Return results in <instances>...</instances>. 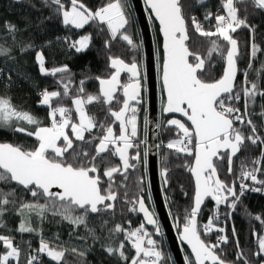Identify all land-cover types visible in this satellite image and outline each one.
<instances>
[{
    "label": "snow or ice",
    "instance_id": "snow-or-ice-1",
    "mask_svg": "<svg viewBox=\"0 0 264 264\" xmlns=\"http://www.w3.org/2000/svg\"><path fill=\"white\" fill-rule=\"evenodd\" d=\"M196 2L203 5L205 0ZM43 3L49 8L55 6L53 11L62 18L65 26L82 29L90 22L106 26L110 33L104 42L106 49L110 50L112 42L117 38L126 42L132 50H138L140 47L126 30L130 21L125 0H106V3L95 11L87 7L83 0H67V3L65 0H43ZM144 3L150 13L154 14L155 20L159 21L163 35L161 82L166 93L163 112L181 114L190 122L189 126L178 118L166 121L167 126L175 128L177 135V139L170 140L166 148L194 157L192 164L186 166L194 177L192 205L185 209L183 224L181 225L180 218L176 217L175 225L180 240L190 246L194 255V258L186 256V259L188 264H234L222 258V246L229 242V237L225 227L220 226V217H231L238 206L243 207L241 198L247 191L264 192V179L258 178V174L264 171L261 167L264 164V136L260 135L264 127L258 128L253 120L255 113L250 112L257 104L258 97L264 100V86L261 84L264 62L254 69L256 78L249 79V70L253 69L258 54L264 53V49L255 42V26L248 24L247 18H241L238 14L240 9L236 4H242L244 0H223L224 14L207 12L204 19L209 22L208 29L195 16L186 18L182 0H144ZM253 3L264 9V0H253ZM213 19L215 23L211 24ZM190 25L196 34L208 39L209 46L203 54L189 47ZM241 28L250 31L246 53L249 60L245 69L239 66L242 53L240 43L233 35ZM5 29L13 38L18 31L17 26L11 22L6 23ZM64 39L68 40L67 37ZM91 39L90 35H84L75 41L68 40V46L76 52H83L88 49ZM32 47V44H28L19 50L26 52ZM9 52L10 49L0 46V55L7 56ZM214 56L224 65L222 75L218 79H205L206 75H210V69L215 67ZM35 59L40 72L45 75H69H62L60 78L62 92L44 90L41 93L40 104L49 108L48 126L42 125L31 113L18 110L11 98L0 96V127H11L13 124L25 122L26 125L34 126V129L29 131L27 127H14L13 130L34 136L37 141V146L31 150L11 143H0V182H14L37 198L35 202L19 204L18 211L25 219L21 221L18 231H37L31 226V215L35 213L43 221L50 212L53 216L68 221L74 228L83 225L96 242L100 237L96 235L94 228L88 227L89 216L95 214L100 218L99 226L107 231L109 243H102L101 248L108 256L118 258L122 264H167L161 243L154 238L155 234L163 236L164 233L156 213L146 202V178L143 175L136 178L138 193L133 198H128L127 191L130 172L138 170V165L142 161L146 162L147 157V150L143 154L140 151L141 144L147 145V136L145 135L143 140L139 139L138 119L140 106L144 102L146 68L142 67L135 56L129 62L110 56V74L107 77H94L99 84L98 94L87 93L84 88L85 80L80 81L72 101L78 114V120L74 121L73 109L61 106L63 97L70 95V69L66 65L51 70L46 68L43 50L36 54ZM123 73L128 74V79L122 83ZM0 74H4L2 68ZM241 74L243 80L238 85L237 77ZM7 77L11 82V73H8ZM65 80L67 82H64ZM54 100L57 101L56 106L53 105ZM241 101L244 105L243 112L237 106ZM93 103L104 106L107 113L105 120L110 119L111 123L98 121L94 115L89 114L87 106ZM114 103L119 105L118 109L112 108ZM259 107L261 111L258 115L264 125V103ZM159 127L157 124V128ZM243 127L248 128L247 135ZM94 129H99L100 134L94 135ZM86 133L89 134L87 138ZM84 145H94L91 153ZM249 145L259 149V156L250 163L247 159L240 160L236 180L230 183L222 180L218 164L226 161L227 173L232 175L234 159L238 158V154L247 151ZM156 147L159 148L160 145ZM109 157H117L120 164L110 165ZM98 161L105 164L103 177L107 178V184L103 191ZM168 173L167 167L161 168L160 175L165 184L168 183ZM117 175L122 178L119 183L116 182ZM121 188L124 189L123 201L130 205L127 211L143 214V222L134 228L122 224L108 228V220L103 219L105 215L111 218L115 214ZM14 196L15 189L10 192L0 189V227L4 226L2 217L8 210L6 206L16 203L14 198H10ZM209 198L214 201V207L207 222L200 225L198 216ZM40 199L44 202L40 203ZM222 205L228 209L226 213H221ZM245 214L258 221L264 229V219L261 215H253L246 208ZM128 224H131V221H128ZM146 225L154 226V230L149 231ZM202 233L219 235L213 243L202 238ZM121 234L125 239H119ZM232 235L236 243L237 261L243 260L244 264H250L239 247V237L234 224ZM253 236L258 246L254 255L264 256V234L253 232ZM125 240L129 241L131 248L135 250L134 255L126 254ZM0 242L6 249L0 254V264H12V261L18 264L21 250L14 245L12 238L0 235ZM90 249L91 246L84 250L72 247L70 251L80 258L81 264H86L85 257ZM217 249H220L219 253ZM68 251L69 249L62 246L54 247L41 238L37 254H31L26 264H42L39 253L46 254L60 264Z\"/></svg>",
    "mask_w": 264,
    "mask_h": 264
},
{
    "label": "trees",
    "instance_id": "trees-1",
    "mask_svg": "<svg viewBox=\"0 0 264 264\" xmlns=\"http://www.w3.org/2000/svg\"><path fill=\"white\" fill-rule=\"evenodd\" d=\"M125 2L126 5H128V7H126V12L130 21L126 29L127 33L132 35L133 39L140 45L141 40L132 9L127 0H125ZM65 3H67V0H65ZM83 3L95 11L103 6L106 0H83ZM182 3L184 5L186 18L195 16L206 29L210 27L209 22H206L204 19L207 12H212L214 14H222L224 12L222 8L223 0H205L203 5L198 4L196 0H182ZM54 7L55 6H53V8ZM236 7L240 9L238 13L239 16L241 18L246 17L247 23L255 26V42L264 49V10L255 6L253 0H244V3L236 4ZM53 8L45 6L43 0H19V2H14L13 0H0V46L10 49L7 56L0 55V68L4 70V74L0 75V96L11 98L13 105L17 107L18 110L31 113L37 117L44 126L50 125L48 117L49 108L40 104V100L42 99L41 93L44 90L62 92L63 85L59 83L60 78L62 75L66 76L69 74L58 73L56 76H51L41 73L35 59L39 51L43 50L45 67L49 70L54 67H62L65 65L70 69L72 81L70 95L63 97L61 106L73 109L74 121L77 119V116L72 101L81 80H85L84 88L87 93L98 94L99 85L94 77H107L110 74L112 71L109 67L110 56L122 58L126 62L131 61L135 56L137 61L142 63L141 45L138 50H132L126 42L117 38V40L112 42L110 50L106 49L104 42L110 36L106 26L98 25L97 22H90L82 29L75 28L74 26H65L62 23V18L54 13ZM8 22L17 26L18 31L15 33L14 38L5 29V25ZM214 23L215 20L213 19L211 24ZM84 34H88L92 37L90 45L85 52H76L74 48L68 46V40L75 41L79 36ZM233 35L234 38L238 39L242 53L239 66L241 69H245L249 60L246 53L250 40V31L247 28H241ZM189 36L190 40L188 43L190 49L199 51L203 54L209 46L208 39L196 34L191 25L189 26ZM65 37H67L68 40H65ZM157 41L159 46H161V39L159 36ZM28 44H32L33 47L26 52L19 50L20 47H26ZM92 58H94L97 63L98 74L91 72L90 61H92ZM213 62L215 63V67L210 69V75H206L204 77L205 79H218L222 75L223 63L215 56ZM261 62H264V53L258 54V59L254 62L253 69L249 70L250 80L256 78L254 69L258 68ZM8 73H11V82L8 80ZM22 74H26V76ZM89 77H91V79H86ZM127 79L128 76L124 75L122 77V83L127 82ZM242 80L243 75H238L237 84L239 85ZM64 82H67V80ZM261 84L264 86V73L261 75ZM119 95L122 97L121 93ZM261 103H264V100L258 97L257 104L250 109V112L255 113V115H253V120L257 123L258 128L264 127L261 123V117L258 115L261 111L259 107ZM56 104L57 101L54 100L53 105L56 106ZM237 106L240 107L241 112L244 111L243 101ZM112 108L118 109L119 105L114 103ZM87 110L89 114L94 115L98 121H102L106 124L111 123L110 119L105 120L107 113L103 105L93 103L87 106ZM14 127H27L29 131L34 129V126L26 125L25 122H20L18 125L13 124L11 127H0V142L11 143L26 150H31L37 146V141L34 136H28L25 133L14 131ZM243 131L245 135L249 132L247 127H243ZM93 134L99 135L100 130L94 129ZM260 135L264 136V130L260 131ZM88 136L89 134L86 133V138ZM160 138L161 141L165 143L161 146V167H167L169 169L168 183L165 186L167 201L173 217L175 219L179 217L182 225L185 209H189L192 205L194 181L186 166L192 164L194 157L178 154L175 150L166 148V144L170 140L177 139L174 127H169L164 124L161 129ZM84 147L91 153V149L94 145H84ZM259 154L258 148L249 145L247 151L238 154V158L234 159V171L232 175L227 173L226 161L223 164H218L221 179L229 183L236 180L239 175L240 160L247 159L250 163L251 160L255 159ZM70 162L75 163V161ZM108 163L112 166L117 165L114 157H109ZM98 165L101 169V178L103 181L101 189L103 191L107 184V178L103 177L105 164H100L98 161ZM261 167L264 168V164H262ZM258 178L264 179V171L258 174ZM119 180H121V177L117 175V183ZM130 181L131 179L129 178L127 184ZM247 183L251 184L252 182L247 181ZM255 186L259 187L260 185ZM0 189L4 192H10L12 189H15V196L10 198H14L16 203L6 206L8 210L5 211L2 217L4 226L0 227V235L12 238L15 246L20 248L21 256L18 264H26L31 254H37L36 250L40 246L41 238L45 239L54 247L62 246L69 249L65 254L64 261L60 262V264H81L80 258L73 254L70 249L76 247L79 250H84L89 246H91V249L85 257L86 264H122L118 258L108 256L101 248V244H107L109 240L106 229H102L99 226L100 218L95 214L89 216L88 227L94 228L96 235L100 237L96 242L93 241L83 225L79 228H74L68 221H63L59 216H53L50 212L43 221L33 213L30 217L31 226L36 228L37 231L31 233L20 232L18 231L19 225L21 221L25 219V216L19 213L18 206L22 202H35L37 198L32 197L29 192L13 182H0ZM237 191H239V181H237ZM120 192L121 197L116 201L115 214L112 215L111 218L105 215L103 219L108 220V228L113 227L115 224H122L125 227L134 228L142 223L143 220L138 213L127 211L130 205L126 204L122 199L124 189H120ZM185 193H187V195H185ZM128 198L130 199L129 196ZM241 199L243 207L238 206L236 212H234L231 217L226 218L225 215H221L220 217V226L225 227L226 234L229 237V242L222 246V258L226 261L234 262V264H244L243 260L237 261L236 259L237 249L232 235V227L234 224L236 234L239 237V247L243 250L250 264H262L264 256L258 257L254 255V253L258 251V246L253 232L264 234V229H262L258 221L251 219L245 214V208L253 215L259 214L262 219H264V192L247 191ZM43 202V199H40V203ZM213 207L214 202L207 200L199 214L198 223L200 225L207 222ZM220 211L221 213H226L228 209L226 206L222 205ZM128 221H131V224H128ZM217 235H219V233H212L210 235L202 233V238L214 243ZM80 237L87 238L81 240L79 239ZM154 238L161 243L162 249L166 254L167 264H172L164 238L157 237L156 235ZM119 239L125 238L121 234ZM125 249L127 255H134L135 250L131 248L130 242L127 240H125ZM4 251H6V249L2 242H0V252ZM217 251L219 253L220 249H217ZM39 256L42 264H57L56 261L51 260L44 253H39ZM12 264H17V262L12 261Z\"/></svg>",
    "mask_w": 264,
    "mask_h": 264
},
{
    "label": "water",
    "instance_id": "water-1",
    "mask_svg": "<svg viewBox=\"0 0 264 264\" xmlns=\"http://www.w3.org/2000/svg\"><path fill=\"white\" fill-rule=\"evenodd\" d=\"M19 2V0H13ZM132 13L138 28L141 46H142V67L146 68L147 78L144 81V92L147 104V175L149 193L152 199L153 211L156 213L163 230V238L170 253L172 264H188L186 259V251L191 253L190 246L186 242L181 241L176 228V219L173 217L169 203L165 193L164 178L160 175L161 172V144H160V116H177L185 120L189 125L190 122L181 114L164 113L161 106V98L166 101V93L163 90L161 82V71L159 72L158 66V46L157 38L161 39V52L163 61V35L160 31L159 21L155 20L154 14L150 13L144 0H128ZM264 10V9H263ZM151 17V18H150ZM157 29V32L156 30ZM158 34V35H157ZM128 75L127 73H123ZM238 80V77H237ZM99 85V84H98ZM4 143V142H0ZM160 145L159 148L156 146ZM193 177V176H192ZM194 181V177H193ZM14 183V182H13ZM56 190V189H54ZM207 200H211L210 198ZM206 200V201H207ZM205 201V203H206ZM212 201V200H211ZM214 202V201H212ZM203 208V206H202ZM202 211V209H201ZM140 214V213H139ZM143 219V214H140ZM199 222V216H198ZM148 228L154 229L152 225H146ZM157 237H161L158 233Z\"/></svg>",
    "mask_w": 264,
    "mask_h": 264
},
{
    "label": "flooded vegetation",
    "instance_id": "flooded-vegetation-1",
    "mask_svg": "<svg viewBox=\"0 0 264 264\" xmlns=\"http://www.w3.org/2000/svg\"><path fill=\"white\" fill-rule=\"evenodd\" d=\"M159 52H161V47L159 46ZM162 54V52H161ZM128 76V75H127ZM122 95V93H121ZM162 99V98H161ZM143 104L140 106V112L138 114V119H139V125H140V128H139V139L140 140H143L145 135H147V124H145V120L148 119V116H147V104H146V98H145V95H143ZM172 118H178V119H181L183 120L182 118H179L177 116H160V135H161V129L163 128V125L166 124V121L169 120V119H172ZM184 122H186L185 120H183ZM187 123V122H186ZM116 130H117V134H119V129H118V125L116 126ZM160 144L161 146L163 144H165L163 141H161V138H160ZM146 150V145L144 144H141V148H140V151L141 153L143 154V152ZM115 160H116V163L117 165L120 164V161L117 157H114ZM161 162V161H160ZM143 175L145 178H146V182H147V185H148V175H147V158H146V162L142 161L139 165H138V170H132L129 174V178L131 179V181L127 184V191H128V196L131 198H133L137 193H138V188H137V184H136V178ZM122 179V178H121ZM121 180L118 181V183L120 182ZM117 182V181H116ZM123 189V188H121ZM146 193H147V196H148V199H147V204L150 206L151 210L153 209L152 208V199H151V196H150V193H149V187L147 186L146 188ZM151 200V201H150ZM151 202V203H150ZM139 214V213H138ZM140 215V214H139ZM141 216V215H140ZM142 218V216H141ZM143 220V219H142ZM148 228V227H147ZM151 229V228H149ZM151 230H154V229H151ZM156 235V234H155ZM157 236V235H156ZM163 237V236H161Z\"/></svg>",
    "mask_w": 264,
    "mask_h": 264
},
{
    "label": "rangeland",
    "instance_id": "rangeland-1",
    "mask_svg": "<svg viewBox=\"0 0 264 264\" xmlns=\"http://www.w3.org/2000/svg\"><path fill=\"white\" fill-rule=\"evenodd\" d=\"M127 2H128V4H129V6H130V3H129V1L127 0ZM224 12H225V10H224ZM224 12L222 13V14H224ZM156 30V29H155ZM84 35H88V34H84ZM84 35H81V36H79L76 40H78L80 37H82V36H84ZM140 45H141V43H140ZM157 46H158V66H159V72L161 71V64H162V55H161V52H159L160 50H159V43H158V41H157ZM141 49H142V46H141ZM87 50V49H86ZM85 50V51H86ZM85 51H83V52H85ZM142 54H143V52H142ZM90 63H91V72L92 73H95V74H98L99 72H98V66H97V63H96V61L94 60V58H92V61H90ZM141 65H142V63H141ZM163 104H164V98L162 97V100H161V106L163 107ZM76 116H77V119L76 120H78V114L76 113ZM69 135L71 136L72 135V133L69 131ZM151 201V200H150ZM151 203V202H150ZM152 208H153V206H152ZM149 230V229H148ZM149 231H151V230H149ZM15 245V244H14ZM5 252V251H4ZM4 252H0V254H2V253H4ZM186 254H187V257H192L191 256V254L188 252V251H186ZM50 258V257H49ZM193 258V257H192ZM51 259V258H50Z\"/></svg>",
    "mask_w": 264,
    "mask_h": 264
},
{
    "label": "built area",
    "instance_id": "built-area-1",
    "mask_svg": "<svg viewBox=\"0 0 264 264\" xmlns=\"http://www.w3.org/2000/svg\"><path fill=\"white\" fill-rule=\"evenodd\" d=\"M220 10V9H219ZM221 12V11H220ZM1 75V74H0ZM72 116H73V112H72Z\"/></svg>",
    "mask_w": 264,
    "mask_h": 264
}]
</instances>
